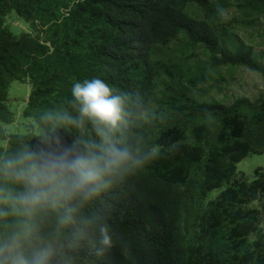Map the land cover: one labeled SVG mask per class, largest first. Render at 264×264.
<instances>
[{"label":"trees","instance_id":"16d2710c","mask_svg":"<svg viewBox=\"0 0 264 264\" xmlns=\"http://www.w3.org/2000/svg\"><path fill=\"white\" fill-rule=\"evenodd\" d=\"M10 20L27 28L12 32ZM263 46L264 0H0V126L15 123L13 80L31 85L27 122L74 80L142 93L162 155L108 196L134 264H264V167L252 179L237 170L264 152ZM238 67L263 88L219 98ZM88 264L129 262L113 248Z\"/></svg>","mask_w":264,"mask_h":264},{"label":"clouds","instance_id":"9594fccd","mask_svg":"<svg viewBox=\"0 0 264 264\" xmlns=\"http://www.w3.org/2000/svg\"><path fill=\"white\" fill-rule=\"evenodd\" d=\"M31 116L25 131L0 126V264H88L113 248L134 264L108 196L162 155L151 140V101L94 76L74 80L65 101ZM60 129L73 134L70 144Z\"/></svg>","mask_w":264,"mask_h":264},{"label":"rangeland","instance_id":"374dc122","mask_svg":"<svg viewBox=\"0 0 264 264\" xmlns=\"http://www.w3.org/2000/svg\"><path fill=\"white\" fill-rule=\"evenodd\" d=\"M19 22V21H18ZM23 29L24 25L19 24ZM11 29L19 33L17 26L14 25V21H11ZM257 50H261L264 53V46L258 47ZM228 81L223 85L219 98L227 95L232 98L237 95H247L250 97L256 96L263 88V79L261 74L257 73L246 67H238L233 73L229 74L228 71L224 72ZM30 91V84L27 81L13 80L8 87L9 100L8 104L10 108L15 111L21 109L27 100ZM13 131H25L26 121L23 114L20 112V116L16 118L13 125L9 127ZM264 167V152L255 153L246 156L237 164V170L239 173H244L249 179L254 177V170L259 167ZM218 190L211 192L212 196H215Z\"/></svg>","mask_w":264,"mask_h":264}]
</instances>
